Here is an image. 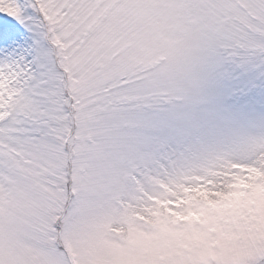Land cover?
Listing matches in <instances>:
<instances>
[{
	"label": "snow or ice",
	"instance_id": "snow-or-ice-1",
	"mask_svg": "<svg viewBox=\"0 0 264 264\" xmlns=\"http://www.w3.org/2000/svg\"><path fill=\"white\" fill-rule=\"evenodd\" d=\"M0 264H264V0H0Z\"/></svg>",
	"mask_w": 264,
	"mask_h": 264
}]
</instances>
